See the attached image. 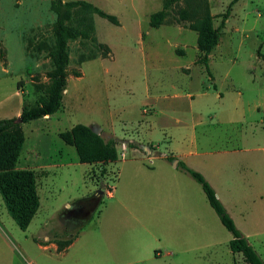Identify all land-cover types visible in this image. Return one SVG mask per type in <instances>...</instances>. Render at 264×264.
Returning <instances> with one entry per match:
<instances>
[{"label":"rangeland","instance_id":"1","mask_svg":"<svg viewBox=\"0 0 264 264\" xmlns=\"http://www.w3.org/2000/svg\"><path fill=\"white\" fill-rule=\"evenodd\" d=\"M50 1L0 0V64L7 66L5 73L0 72V95L14 89L16 82L18 87L6 101L5 109L10 111L37 105L49 89L56 50L55 13ZM92 1L91 5L122 23L113 24L96 13L69 10L64 24L84 34L65 39L66 93L61 105L48 119L20 124L22 152L36 150L38 161L46 158L69 165L57 164L47 173L34 170L39 205L25 230L17 227L0 198V229L15 249L12 252L0 244V264H122L155 252L150 261L130 264H246L228 248L231 235L207 204L200 185L172 166L174 159L165 161L153 150L149 155L126 150L123 157L103 169L99 164L70 162L73 149L63 143L57 131L76 123L93 121L104 127L113 121L119 135L117 127L133 115L150 131L149 138L143 139L158 142L161 151L170 135L168 128L190 122L185 99L181 109L158 104L153 114L138 117L148 101L144 70L148 78L159 76L161 83L158 91L149 94L167 96L170 103L175 100L172 95L184 93L186 87L191 86L192 92L214 84L215 92L211 89L200 106L204 121L196 127L205 152L195 162H187L210 185L235 227L264 261V0L235 1L207 70L202 63L192 65L188 75L173 69L184 66L196 52V32L188 30V21L178 18L186 0H170L166 6L167 0H141L138 11L143 26L150 14L161 11L160 25L181 30L162 37L154 30L147 36L143 28L141 41L130 20L135 13L130 0ZM187 1L193 8L194 2ZM230 1L205 0L213 27ZM157 45L164 63L161 71L150 69L148 60L157 56L153 52ZM170 46L171 51L176 46L183 48L186 55L173 56L171 62ZM175 116L180 123H173ZM108 189L112 197L107 196ZM119 200L127 211L118 205ZM111 214L127 217V222L121 223L111 247L101 246L91 253L90 244H98L94 220L97 215ZM71 236L74 238L65 251L51 247V241L63 243Z\"/></svg>","mask_w":264,"mask_h":264},{"label":"trees","instance_id":"2","mask_svg":"<svg viewBox=\"0 0 264 264\" xmlns=\"http://www.w3.org/2000/svg\"><path fill=\"white\" fill-rule=\"evenodd\" d=\"M192 1L194 7L190 8L186 0L185 7L178 10V18L188 21V27L196 32V47L202 52L200 59L206 65L207 54L216 45L219 32L228 17L229 8L237 0L230 1L227 9L221 14L220 22L216 27L212 26L205 0ZM168 3L170 0H167L164 5L166 6ZM50 6L55 13L56 50L53 52L54 68L49 89L45 96L37 100V105L31 107L23 105L17 117L0 119V198L8 215L20 230L26 229L39 205L36 192L37 173L32 169L15 167L24 140L20 124L50 115L59 108L66 87L65 39L68 36L75 37L84 34L83 30L67 27L64 20L67 19L69 10L74 8L83 13H96L114 24L117 23L113 15L105 13L83 0L68 2L51 0ZM162 17L161 11L153 12L149 15V25L157 27L161 24ZM88 27L89 29L93 28L91 23L88 24ZM205 69L207 70L206 66ZM57 136L65 144L74 147L78 161L81 163L99 164L103 169L104 164L113 162L117 158L115 139L113 137L104 139L87 125L76 123L69 129L58 132ZM180 166L200 185L208 205L217 215L220 224L230 233L231 238L228 240L230 251L239 254L246 264H264L260 255L248 243L247 238L235 227L203 176L184 164H180ZM100 176H103L102 172H100ZM70 239L63 243L53 241L56 244V250L61 251L68 245Z\"/></svg>","mask_w":264,"mask_h":264},{"label":"crops","instance_id":"3","mask_svg":"<svg viewBox=\"0 0 264 264\" xmlns=\"http://www.w3.org/2000/svg\"><path fill=\"white\" fill-rule=\"evenodd\" d=\"M83 1H86V0H83ZM86 2L91 3L93 1L89 0ZM140 2H141V0H130V6L135 12L133 19H130V20H132V22L135 24V29L137 30V35L139 36L138 41L142 40V33H143L142 29L143 28H144V30L147 31L146 32L147 36L150 35L151 30L159 31V35L162 37H167L168 33L170 31H173V30L177 31L178 33H181L180 32L181 30L178 29V26H174V27L168 26L167 27L164 25H160L157 27H152L149 25V23H146V24L144 23V26H143V21L140 18V13L138 11V4ZM110 15H112V14H110ZM114 17L117 20L116 24L122 23L120 18H117L116 16H114ZM141 24H142V26H141ZM188 30L195 32L194 30L189 29V28H188ZM195 35H196V33H195ZM152 42L153 41H150L149 43H152ZM219 43L220 42L218 40L216 45L214 47H212V49L207 54L206 65H205L204 62H202L200 59L201 52L196 47V37H195L196 52H194V58L192 60L187 61L184 66H182V65L173 66V69H180L181 71L186 72V74L188 75L189 74L188 72L190 70V66H192V65L202 63L203 65H205L207 67V65H210V62H211L212 51H213V49H216V47L219 46ZM156 44H158V43H156ZM158 47H159V45H157L156 49L153 51V52H155V54H157V56L154 55L153 57L152 56L148 57V60L150 62V67H151L150 69H153L154 71H161V70H163V67H164V63L162 62L163 58L161 57L162 53H160L159 51H156L158 49ZM168 51L170 52V54H169L170 60L173 58V56L183 57L186 55L185 50L183 48L179 49V48H177V46L174 48L173 51H171V46H170V48H168ZM171 62H174V61L171 60ZM6 69H7V66H2L0 64V72L5 73ZM210 78L212 79L211 76H210ZM142 81H143L144 86H145V99L148 101L145 104V106H142V108L139 110L138 117L140 119L146 117L147 115L153 114L154 113V107L157 106L158 104L164 108L181 109L183 106L182 99H185V101H186L184 108L188 111V114L190 115V122L183 125V126H179L177 128L176 127L168 128L170 130L169 131L170 135L168 136V139L165 141L166 145L163 146L164 150L158 151L159 146H160L158 142L152 143L148 139H147L148 141L143 139L144 137L149 138L150 131L149 130L146 131V129L144 130V128L142 127V124H141L142 122H140L138 120L137 121L134 120L132 117L133 115L131 117H127L126 122L122 123L120 126L117 127L120 130L119 135L116 134V126H115V123L113 121H111L109 124H105L104 127L102 125L96 123V122H93V121H91L89 124H86V125L90 128H93V129H99L98 134L104 139H107L109 137H113L115 139L116 143L119 145V149H116L117 150L116 160L118 159V157H123V155H124L123 151H126V150L136 152V153H145L148 155L150 154L151 150H153V152H156L158 154V156L161 159H164L165 161L166 160L171 161L174 159L172 166H178L179 168H181L180 164H184L185 166H187L189 168L192 167V166H190L192 164L188 163L187 161L190 160L189 162H195L194 159H196L199 155H202L205 152L204 150L202 151L203 147L199 145L198 137L196 135V127H198L204 121L205 116L201 115L202 111H201L200 106L204 101H206L208 99L207 97L210 95L209 93H210L211 89L215 92L214 84L212 85V87L210 85L201 86L200 89H197L196 91H192V92L189 91L191 86L186 87V89H185L186 91L184 90V93L173 94L172 97L175 98V100L172 103H170L167 101V98H168L167 96H159L158 94L157 95L149 94L150 92L158 91V88L161 84L159 76L158 77L150 76V78H148V76L146 74V70H144ZM188 81L190 84V77H188ZM150 87H151V89H150ZM17 89H18V87H17V82H16L14 89L12 88V90H10L9 92L1 93V95H0V119L11 118V117H15L16 115L17 116L19 115L20 109H15L13 111H10L9 109H5L7 106L6 101L11 97L12 94L17 92ZM19 92H22V91H20V89H19ZM63 92L65 94L66 89H64ZM214 96L217 99L221 98V96L217 93H215ZM160 100H164L166 104L165 103H159ZM12 114H14V115H12ZM50 115H45L42 118L48 119ZM174 121L175 122H173V123H180L181 122V121H179V118L177 116L174 117ZM147 124H149L148 121L144 123L145 126ZM140 128H141V131L139 130ZM58 132H60V131H57V133ZM23 143H24V140H23ZM23 143H22L18 158H17L16 163H15L16 168H27V169H32V170L41 169L42 173L43 172L47 173L49 167H53L57 164H59V165H67L68 164L69 165V162L54 163V161H50V160L47 161L46 158H44V159L40 158V161H38L37 156L39 155V152L36 150H33V151L29 150V151L22 152ZM65 145H67V144H65ZM68 146L73 149L72 150L73 151V154H72L73 161H70L72 163V165H74L76 163H81L78 161L74 147L71 145H68ZM32 156H34V157H32ZM116 160H114L113 162H115ZM109 163H111V162H109ZM85 164H88V163H85ZM88 165H94V164H88ZM100 168H101V166H99V169ZM106 194L108 197H112V194H113L112 190L108 189L106 191ZM204 197H205V195H204ZM187 198L190 199L188 196H187ZM205 199H206V197H205ZM206 202H207V200H206ZM118 205H121L122 209L127 211L125 205L120 200L118 201ZM131 217L133 219L137 220L136 216L135 217L131 216ZM127 219H128L127 217H124L121 215H114V214L106 215L104 217H99V215H97L96 219L94 220L95 222L93 225L95 226L96 231H97L96 232L97 236H95V239H97L98 244L95 245L94 242H92L90 244L91 253H93V251L96 249H100L101 246H104L106 248L111 247L112 244L114 243L113 236H115L116 233H118L121 230V223H123V224L126 223ZM73 236L75 237L76 235H73ZM73 236L70 237L71 238L70 242L68 243L67 246L63 247V249L61 251H65L67 249V247L70 245V243L72 242V240L74 238ZM44 238H46V237H44ZM0 244H4L6 246V248L10 249V251L15 252V249L11 246L10 241L8 240V238L5 236V234L2 232L1 229H0ZM51 247L55 248V250H56V244L53 241H51ZM156 255H157V253L155 252L154 255H147V257H145L144 259H138V260H134V261L125 260L124 262H122V264L123 263H126V264L143 263L146 261H150ZM4 264H10V261L5 262Z\"/></svg>","mask_w":264,"mask_h":264},{"label":"water","instance_id":"4","mask_svg":"<svg viewBox=\"0 0 264 264\" xmlns=\"http://www.w3.org/2000/svg\"><path fill=\"white\" fill-rule=\"evenodd\" d=\"M93 131H95L96 133H99V129H93L91 128ZM97 193L101 196L102 195V191L101 190H97Z\"/></svg>","mask_w":264,"mask_h":264},{"label":"flooded vegetation","instance_id":"5","mask_svg":"<svg viewBox=\"0 0 264 264\" xmlns=\"http://www.w3.org/2000/svg\"><path fill=\"white\" fill-rule=\"evenodd\" d=\"M78 210L82 211V208H81V206L78 208ZM75 211H76V210H75Z\"/></svg>","mask_w":264,"mask_h":264}]
</instances>
